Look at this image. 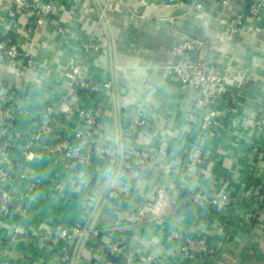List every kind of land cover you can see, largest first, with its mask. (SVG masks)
<instances>
[{
	"label": "crops",
	"instance_id": "obj_1",
	"mask_svg": "<svg viewBox=\"0 0 264 264\" xmlns=\"http://www.w3.org/2000/svg\"><path fill=\"white\" fill-rule=\"evenodd\" d=\"M68 1L77 9L70 12L64 5L55 20L28 37L27 19L20 16L12 23V0H0V37L12 26L13 37L40 64L37 71L17 73L14 62L0 61V105L19 111L13 137L0 125V168L16 167L38 114L67 89L65 73L78 59L98 87L81 98L101 118L96 139L118 146L132 168L117 166L103 154L94 156L91 167L72 168L60 154L35 143L8 185L16 193L30 191L33 201L26 213L0 217V264H52L54 254L68 243L34 238L90 221L99 233L73 241L72 264L103 257L108 242H122L125 252L118 259L132 256L138 264H147L149 256L155 257L151 264H264V210L252 223L244 220L246 207L264 208V9L252 17L244 0L215 2L201 13L194 9L197 0ZM100 5L106 7L108 30L90 10ZM238 13H244L248 31L230 35L228 20ZM58 24L64 32L56 29ZM188 38L203 42L201 55L222 68L228 80L224 97L214 104L221 114L205 130L184 119L194 109L198 91L171 72L188 59ZM101 39L104 49H83L84 43ZM56 127L75 133L83 127L81 115L59 117ZM163 140L169 155L157 150ZM194 147L200 148L201 161L192 158ZM78 176L86 179L82 192L54 188L57 178ZM193 190L229 193L245 201L221 212L201 210L190 200ZM144 206L141 217H132ZM176 232L206 238L215 246L214 254L176 255Z\"/></svg>",
	"mask_w": 264,
	"mask_h": 264
},
{
	"label": "built area",
	"instance_id": "obj_2",
	"mask_svg": "<svg viewBox=\"0 0 264 264\" xmlns=\"http://www.w3.org/2000/svg\"><path fill=\"white\" fill-rule=\"evenodd\" d=\"M231 0H197L194 9L197 13H201L208 6L215 2L227 5ZM106 4H119L123 0H107ZM64 5H68L70 12L77 9L78 5L68 0H12L8 17L11 22L17 20L20 16L27 19L26 36H33L47 21L55 20L63 9ZM249 16L258 17L264 9V0H245ZM92 12H97L98 21L103 23L108 30V19L106 16L105 6H92ZM10 26L8 32L0 37V61L14 62L15 71L17 73L24 70L37 71L40 64L35 56L26 50L20 42L12 35ZM59 32H64L61 24L56 26ZM229 34L246 33L248 28L244 25V13H238L228 20ZM203 42L195 38H188L184 43V48L188 51L189 56L185 62L175 65L171 72L178 77L184 85L196 89L199 93L194 109L188 111L184 115L186 122L199 126L202 130L208 128L213 116L221 114V109L215 107L214 104L219 102L223 97L227 88V78L222 68L216 66L213 62L201 55ZM105 48V40H92L83 44L85 51H99ZM68 78V87L61 93L55 102L47 103L37 116V127L26 138V145L21 151L15 168H0V217H11L16 214L28 212L33 194L30 191L16 193L9 189L8 185L18 169V165L23 158L27 157L29 151L35 143L40 144L47 151L60 154L62 159L72 168L91 167L96 154L107 156L114 164H123L127 168H132V164L123 159L121 150L115 145H106L96 139L95 132L102 127L100 116L93 110L86 108L81 103V90L95 92L98 90L89 82L86 77V67L83 59H78L65 73ZM108 82L106 86H110ZM214 106V107H212ZM203 113L200 115L198 111ZM78 112L81 115L83 127L75 133H65L56 127V121L59 117ZM18 108L15 106L0 105V125L4 128L7 137L15 135V124L18 118ZM144 120L140 124H144ZM162 155H169V144L167 140L161 141L157 148ZM147 155V152L146 154ZM192 158L201 161V150L194 147L192 150ZM141 163H146L145 158L140 159ZM117 170V169H116ZM21 178H25L26 174L20 173ZM86 186L85 177H74L69 179L57 178L54 181V188L59 192L71 191L80 193ZM111 197H117L118 194L108 191ZM190 200L192 204L201 210L214 209L218 212L225 210L235 204L244 202L241 196L223 193L220 196H212L204 190H193ZM140 208L137 212H131L132 217L138 219L141 217L144 209ZM264 210L261 206L246 207L244 212V220L252 223L259 218L260 213ZM1 224V222H0ZM19 226L14 227V232H19ZM99 229L93 222L86 226H78L71 229H63L56 235L44 234L35 237L39 242L47 243L54 238L65 240L68 245L59 249L53 257L52 264H72L73 254L71 245L77 238H88L91 235H97ZM175 239L173 252L176 255L188 258H202L212 256L215 252V246L206 238L192 234L190 232H176L172 234ZM13 236L11 240H14ZM81 249V248H80ZM125 252V245L121 242H108L105 246L103 257L98 259L78 260L77 264H138L132 256L125 257L121 262L117 259L119 254ZM155 260L154 256L145 258L144 262L151 264Z\"/></svg>",
	"mask_w": 264,
	"mask_h": 264
},
{
	"label": "trees",
	"instance_id": "obj_3",
	"mask_svg": "<svg viewBox=\"0 0 264 264\" xmlns=\"http://www.w3.org/2000/svg\"><path fill=\"white\" fill-rule=\"evenodd\" d=\"M244 1H245V0H244ZM83 93H85V90H81V94H83ZM117 259H118V257H117ZM119 260H120L121 262H123V259L120 258V257H119Z\"/></svg>",
	"mask_w": 264,
	"mask_h": 264
}]
</instances>
